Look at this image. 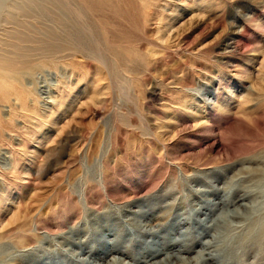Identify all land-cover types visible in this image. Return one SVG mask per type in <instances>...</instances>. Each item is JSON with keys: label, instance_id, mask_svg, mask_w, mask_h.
Segmentation results:
<instances>
[{"label": "rangeland", "instance_id": "rangeland-1", "mask_svg": "<svg viewBox=\"0 0 264 264\" xmlns=\"http://www.w3.org/2000/svg\"><path fill=\"white\" fill-rule=\"evenodd\" d=\"M21 53L0 264H264V0H0Z\"/></svg>", "mask_w": 264, "mask_h": 264}, {"label": "bare ground", "instance_id": "bare-ground-1", "mask_svg": "<svg viewBox=\"0 0 264 264\" xmlns=\"http://www.w3.org/2000/svg\"><path fill=\"white\" fill-rule=\"evenodd\" d=\"M20 38H21V36H20ZM22 53L21 54H19V56H18V59H8V60H6V62L7 63H9V65H11V66H8V67H6V68H4V66L5 65H3L2 67V72H3V74L1 73L0 74V91H3V92H7L10 88L12 89V90H15V88H14V84H13V81L15 80V78H13V80H12V83H10V79L8 80V77L6 76L7 75V73L6 72H8V71H10V73H13L14 72V69H11V68H14V67H16V65L18 64V63H21L22 61H24L25 59L22 57ZM19 58H21V59H19ZM22 60V61H21ZM6 64V63H5ZM22 64V63H21ZM11 67V68H10ZM17 68V67H16ZM5 69V70H4ZM1 70V69H0ZM5 73V74H4ZM9 74V73H8ZM14 77V76H13ZM17 81V80H16ZM17 83V82H16ZM15 83V84H16ZM10 84V85H9ZM18 84V83H17ZM9 92V91H8ZM17 94V96L18 97H22L23 95L21 94H18V92L16 93ZM209 246V245H208ZM112 263L111 264H117L118 262H117V260H112L111 261ZM120 262V261H119ZM189 262V261H188ZM221 262V261H220ZM84 263V262H83ZM190 263V262H189Z\"/></svg>", "mask_w": 264, "mask_h": 264}]
</instances>
